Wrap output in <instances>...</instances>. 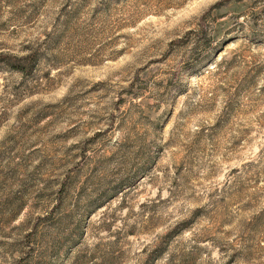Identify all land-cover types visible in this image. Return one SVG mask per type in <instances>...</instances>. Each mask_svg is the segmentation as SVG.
Wrapping results in <instances>:
<instances>
[{
	"label": "rangeland",
	"instance_id": "374dc122",
	"mask_svg": "<svg viewBox=\"0 0 264 264\" xmlns=\"http://www.w3.org/2000/svg\"><path fill=\"white\" fill-rule=\"evenodd\" d=\"M0 264H264V0H0Z\"/></svg>",
	"mask_w": 264,
	"mask_h": 264
},
{
	"label": "trees",
	"instance_id": "16d2710c",
	"mask_svg": "<svg viewBox=\"0 0 264 264\" xmlns=\"http://www.w3.org/2000/svg\"><path fill=\"white\" fill-rule=\"evenodd\" d=\"M12 66L14 68L18 69V70H23L24 71V65L21 64V62H17V63L15 62V63L12 64Z\"/></svg>",
	"mask_w": 264,
	"mask_h": 264
}]
</instances>
